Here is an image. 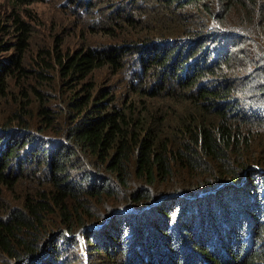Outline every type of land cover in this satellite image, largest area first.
<instances>
[{"label": "trees", "instance_id": "trees-1", "mask_svg": "<svg viewBox=\"0 0 264 264\" xmlns=\"http://www.w3.org/2000/svg\"><path fill=\"white\" fill-rule=\"evenodd\" d=\"M121 1L101 29L117 42L56 57L65 75L86 79L122 72L135 53L133 81L143 80L132 99L87 81L51 142L26 122L33 100L2 122L0 180L15 186L30 165V180L39 167L46 182L0 213V264H264V0ZM184 5L229 24L232 39L193 36ZM14 20L22 52L28 24ZM21 52L0 60V99L13 78L23 88L26 73H43ZM55 113L42 102L36 116L51 125Z\"/></svg>", "mask_w": 264, "mask_h": 264}, {"label": "rangeland", "instance_id": "rangeland-1", "mask_svg": "<svg viewBox=\"0 0 264 264\" xmlns=\"http://www.w3.org/2000/svg\"><path fill=\"white\" fill-rule=\"evenodd\" d=\"M121 3V0H113L111 4L107 0H33L18 8L14 7L9 0H0V43L2 44L0 46V60L6 61L21 52L16 45L18 37L12 33L15 26L14 19L20 17L28 24L27 30L29 32L27 47L21 52V55L25 56V58L22 57L23 62L27 67L34 63L36 69L43 72L41 75L36 70L34 73H26L31 75V77L27 76L29 78L28 87H14L18 79L17 77L12 79L10 82L12 88L8 96L0 99V128L2 122L14 119L21 103L26 104L33 100L36 110L26 117V122L32 126L31 131H36L44 126L45 130L39 133V138L49 142L58 139L62 134L65 120H71L75 113L74 109H70L74 90L77 91L75 96L85 95L83 84L87 81L92 82L91 86L94 87L95 93L100 88H107L120 101L127 98L132 99L131 86L137 85L143 80V77L139 75L136 81H133L136 77V71H138V65L134 67L132 65L136 59L135 53H131L126 58V66L122 72L114 73L110 69L100 68L86 79L79 77L71 79V75H65L56 57L57 52L60 55L72 54L82 47L101 48L108 43L117 42L112 35L106 34L101 29L115 22L116 19L113 18L115 9ZM184 6L183 8L186 9L184 13L188 14L190 18L189 24L192 25L193 36L201 33L210 37L215 29H219L221 32L223 30L225 32L221 37L226 38L227 41L232 39L233 32L227 33L231 32L230 29H232L227 24L231 23L230 15H228V20L222 21L223 24L227 25L222 26L219 21L213 22L209 14L205 12L206 8L203 9L195 5ZM172 8L178 10L175 4L172 5ZM134 10L136 9L134 8ZM122 14L126 16L129 13L122 10ZM131 14L135 15L136 18L138 17L134 12ZM174 22L172 19L170 26ZM182 25L183 23L179 21V26ZM121 30L118 27L116 32ZM30 36L32 37L30 38ZM131 70L134 72L130 73ZM146 84L148 86L150 81H147ZM42 102L56 110L54 122L51 125H45L41 118L36 116L37 107ZM10 124L19 127L17 121ZM26 166L29 169L23 171V177L27 180H19L15 186H9L0 180V213L5 212L9 206L22 202L26 188L40 187L43 186L42 182H46L43 178L44 173L39 167H35L39 181L30 180L33 173L32 166ZM21 168L23 169L22 164H15L14 166L17 172L21 171ZM93 225L95 224H90V226ZM77 236L80 239V252L85 256V241L82 233H77Z\"/></svg>", "mask_w": 264, "mask_h": 264}, {"label": "clouds", "instance_id": "clouds-1", "mask_svg": "<svg viewBox=\"0 0 264 264\" xmlns=\"http://www.w3.org/2000/svg\"><path fill=\"white\" fill-rule=\"evenodd\" d=\"M95 224V223H94ZM96 225V224H95ZM87 227V226H86ZM88 227H90V225L88 226Z\"/></svg>", "mask_w": 264, "mask_h": 264}]
</instances>
